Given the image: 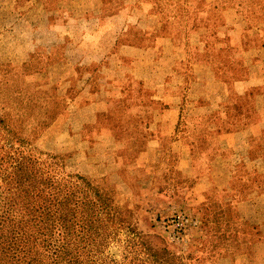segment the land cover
<instances>
[{
  "label": "rangeland",
  "instance_id": "rangeland-1",
  "mask_svg": "<svg viewBox=\"0 0 264 264\" xmlns=\"http://www.w3.org/2000/svg\"><path fill=\"white\" fill-rule=\"evenodd\" d=\"M228 8L250 21L264 20V0H0L5 50L32 74L24 75L32 97L21 101L19 122L29 150L41 154L44 170L52 164L77 198L84 199L85 189L112 201L104 206L117 212L75 216L79 236L73 235L70 248H86L82 264H242L254 260L255 249L263 253L253 198H234L216 187L210 172L196 176L180 165L174 141L159 132L142 127L140 138L133 134L136 113L114 102L116 69L106 61L113 42L104 40L87 58L80 56L84 35L95 39L122 30L144 38L146 28L128 23L146 24L150 14L179 32L186 29L180 18L197 23L221 10L226 15ZM114 12L123 25H106L116 21ZM178 212L199 222L183 246L165 239L157 226L158 218ZM92 216L99 219L96 228L86 225ZM96 236L103 239L100 249Z\"/></svg>",
  "mask_w": 264,
  "mask_h": 264
},
{
  "label": "crops",
  "instance_id": "crops-1",
  "mask_svg": "<svg viewBox=\"0 0 264 264\" xmlns=\"http://www.w3.org/2000/svg\"><path fill=\"white\" fill-rule=\"evenodd\" d=\"M221 12L197 23L180 18L186 29L179 32L150 14L146 24L128 23L146 28L144 38L122 30L84 35L80 56L113 42L106 61L116 69L114 102L136 113L133 134L140 138L142 127L159 132L174 141L180 165L196 176L210 172L234 198H253L263 253L254 248V260L241 261L264 264V20ZM114 16L106 25H123Z\"/></svg>",
  "mask_w": 264,
  "mask_h": 264
},
{
  "label": "trees",
  "instance_id": "trees-1",
  "mask_svg": "<svg viewBox=\"0 0 264 264\" xmlns=\"http://www.w3.org/2000/svg\"><path fill=\"white\" fill-rule=\"evenodd\" d=\"M6 47L5 36H1L0 264H82L86 248H70L73 235L79 236L75 216L85 218L89 212H98L111 217L117 212L113 211V205L112 211L104 206L112 201L85 189L80 190L84 199L77 198L62 185L52 164L51 169L44 170L41 154L29 150L31 144L23 136L19 122L23 118L21 101L26 96L32 97L27 92L24 75L32 74L19 69V56L8 55ZM92 218L95 221L89 219L86 225L96 228L99 219ZM79 233L85 237L83 227ZM100 237L95 240L99 249L103 240ZM163 253L168 254L166 250Z\"/></svg>",
  "mask_w": 264,
  "mask_h": 264
},
{
  "label": "built area",
  "instance_id": "built-area-1",
  "mask_svg": "<svg viewBox=\"0 0 264 264\" xmlns=\"http://www.w3.org/2000/svg\"><path fill=\"white\" fill-rule=\"evenodd\" d=\"M157 226L165 239L173 244L183 246L190 233L199 227V222L187 214L178 212L166 218H158Z\"/></svg>",
  "mask_w": 264,
  "mask_h": 264
}]
</instances>
